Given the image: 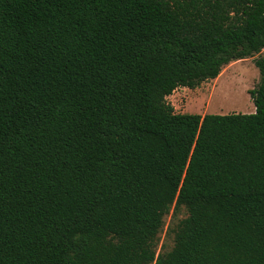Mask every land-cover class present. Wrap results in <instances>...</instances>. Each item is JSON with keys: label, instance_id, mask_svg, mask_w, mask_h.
I'll return each mask as SVG.
<instances>
[{"label": "trees", "instance_id": "obj_1", "mask_svg": "<svg viewBox=\"0 0 264 264\" xmlns=\"http://www.w3.org/2000/svg\"><path fill=\"white\" fill-rule=\"evenodd\" d=\"M255 55L253 113L167 102ZM0 264H264V0H0Z\"/></svg>", "mask_w": 264, "mask_h": 264}, {"label": "rangeland", "instance_id": "obj_2", "mask_svg": "<svg viewBox=\"0 0 264 264\" xmlns=\"http://www.w3.org/2000/svg\"><path fill=\"white\" fill-rule=\"evenodd\" d=\"M254 57L234 61L224 66L213 80L201 83L190 90L179 88L174 91L167 102L175 113L180 114H249L254 107L249 91L259 82V73L253 64ZM186 217L183 209L176 217L172 212L164 217V226L159 233L157 251H169L173 246V235L168 234L170 226ZM163 246V247H162Z\"/></svg>", "mask_w": 264, "mask_h": 264}, {"label": "crops", "instance_id": "obj_3", "mask_svg": "<svg viewBox=\"0 0 264 264\" xmlns=\"http://www.w3.org/2000/svg\"><path fill=\"white\" fill-rule=\"evenodd\" d=\"M179 89V88H178ZM176 91V90H175ZM255 111V108L253 107V109H252V113Z\"/></svg>", "mask_w": 264, "mask_h": 264}]
</instances>
